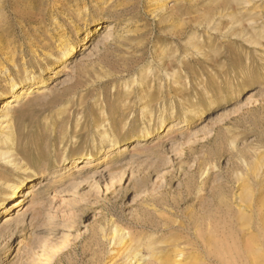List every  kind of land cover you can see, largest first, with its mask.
Masks as SVG:
<instances>
[{
	"label": "rangeland",
	"instance_id": "rangeland-1",
	"mask_svg": "<svg viewBox=\"0 0 264 264\" xmlns=\"http://www.w3.org/2000/svg\"><path fill=\"white\" fill-rule=\"evenodd\" d=\"M8 103L0 264H264V0H0Z\"/></svg>",
	"mask_w": 264,
	"mask_h": 264
},
{
	"label": "bare ground",
	"instance_id": "bare-ground-1",
	"mask_svg": "<svg viewBox=\"0 0 264 264\" xmlns=\"http://www.w3.org/2000/svg\"><path fill=\"white\" fill-rule=\"evenodd\" d=\"M73 51V48L72 47H69V49H68V53H71ZM17 84L14 82V81H12V83H11V90L13 91V93H16V91H17ZM24 92H22V94H23ZM13 98L15 97V96H12ZM10 101L11 102H13V101H15V100H13V99H11L10 98ZM7 103V102H6ZM10 103H8V104H5L4 106V108H3V112H2V114H0V132H3L4 134H6V133H8L9 131H11L10 130V128H12L8 123H7V121H9L10 119L8 118V112H9V108H7L8 107V105H9ZM3 107V106H2ZM11 107V106H10ZM163 124H164V121L163 120H160V122H159V124H158V127H161V126H163ZM175 124V123H174ZM173 124V125H174ZM185 124L184 123H181L180 125L179 124H176L175 125V127H173L172 129H178L180 126H184ZM13 129V128H12ZM5 130V131H4ZM9 135V134H8ZM152 135H150V132H149V130H147V131H145L142 135H141V137L140 138H138V140L139 141H146V140H149L150 139V137H151ZM8 137V136H7ZM10 138V137H9ZM4 139V138H3ZM8 139V138H7ZM9 140V139H8ZM14 140V139H13ZM13 140H11V141H13ZM9 145V144H8ZM9 147V146H8ZM9 148H11V147H9ZM11 150V149H10ZM10 150H8V149H6V150H3V148H1L0 147V162H4V163H7V164H12V165H14V167H15V169H22V166H19V164L18 163H15L17 160H16V156H17V152L14 150V151H10ZM86 157L88 158V159H92V161H94V154H88V155H86ZM87 158H85L84 157V159H87ZM18 162V161H17ZM67 165V164H66ZM76 167H77V170L76 171H78V173L80 172L81 174L83 173V174H88L90 171H92L96 166L94 165V164H92V162H83L82 164H78V165H76ZM67 167L66 166H64V168L63 169H66ZM72 168V167H71ZM70 168V169H71ZM68 170V169H67ZM66 170V171H67ZM23 171V176L18 180V181H16V182H14V183H10L9 185H8V188L10 189V193H7L6 194V196L5 197H14V196H16L18 193H20L21 192V190L23 189V186H25V185H27L28 183H31V184H33L32 183V180H33V178H31L32 177V175L35 173L33 170H31L29 167H27L26 169H23L22 170ZM51 173V172H50ZM52 173H55V172H52ZM44 175L45 176H43L42 178H45V177H48L49 176V179H51L53 176H50L48 173L46 174V172L44 173ZM44 183V180L42 181V183L41 184H43ZM41 186V185H40ZM35 187L36 186H31V188L30 189H28L27 191H26V194H24V195H22V196H20V197H18V199H16L15 201H14V204H13V207L14 208H18V209H20L21 210V205L26 201V199L27 198H30L31 199V201H33L34 200V198H35V196L37 195V193L35 192ZM23 192V191H22ZM5 199L3 198V199H1L0 200V205H1V207L3 206V204H4V201ZM25 213H27V212H25ZM25 213L24 212H21L20 214H17V217H13V215L11 216H9V215H7V216H5V221L4 222H6V225H7V223H9V224H13L15 227H18L19 225H23V218L24 217H26L25 216ZM19 215V216H18ZM21 216V217H20ZM162 227V226H161ZM173 227V226H172ZM125 235H127V232H124V230L123 229H121L120 227H117V226H113V228H111L110 229V231H109V234L107 235V238H109L108 240H110L111 241V243H112V245L113 246H119V247H121V246H124V245H126L125 244V240L126 239H128L127 237H125ZM129 236V235H128ZM202 242V241H201ZM128 246V245H127ZM208 247H209V245H208ZM123 248V247H122ZM127 248V247H126ZM125 249V248H124ZM123 249V250H124ZM132 249V248H131ZM131 249H130V251H131ZM176 249V248H175ZM205 250V249H204ZM175 251V250H174ZM128 252V251H127ZM126 252V253H127ZM205 252V251H204ZM207 252V251H206ZM258 252H259V250H258ZM211 253V252H210ZM183 255H184V253L182 252V250H176L175 251V254H174V256H173V258H172V260L171 261H169L170 259H168V260H166L165 262H162V263H160V264H175V263H178L179 262V259L181 258V257H183ZM254 258H251V260H253ZM132 260H134V263H137V262H139V261H141L142 260V257H140V256H138V252L136 253H134L133 255H127L126 256V259H125V263L124 264H132ZM208 260H209V258H208ZM182 261V260H181ZM210 261V260H209ZM214 262V261H213ZM179 263H181V262H179ZM178 263V264H179Z\"/></svg>",
	"mask_w": 264,
	"mask_h": 264
}]
</instances>
